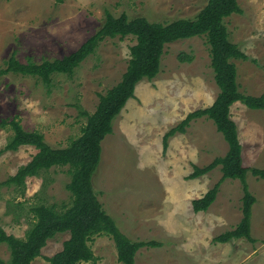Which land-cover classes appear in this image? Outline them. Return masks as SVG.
I'll list each match as a JSON object with an SVG mask.
<instances>
[{
    "label": "rangeland",
    "instance_id": "rangeland-1",
    "mask_svg": "<svg viewBox=\"0 0 264 264\" xmlns=\"http://www.w3.org/2000/svg\"><path fill=\"white\" fill-rule=\"evenodd\" d=\"M241 15L224 20L230 41L249 58L234 60L240 93L264 95V0H237ZM208 0H0V69L14 55L21 64L62 59L92 37L105 19L144 17L166 24L194 18ZM135 38L105 39L71 75H53L49 85L32 76H0V123L15 120L27 132H39L52 148H66L81 135L86 117L99 95L120 82ZM188 59V60H187ZM218 88L210 65L206 39L194 37L164 47L160 71L144 79L115 118L112 133L101 143L99 166L92 182L103 210L130 240L154 241L143 247L136 264H264V180L247 173L249 193L256 199L251 212L250 237L226 244L213 242L231 231L242 218L243 188L239 180H224L214 202L195 213L201 199L222 177L220 167L190 179L194 167L203 168L228 151L223 136L205 117L192 121L184 134L176 133L163 146L166 133L189 114L210 107ZM241 146L242 165L264 170V111L240 103L231 107ZM0 127V228L24 238L30 207L68 206V168H52L27 178L24 193L2 183L36 154L33 147L5 151L12 135ZM254 205V204H253ZM68 233L47 241L32 264H48L61 251ZM95 261L82 264H120L114 242L106 235L90 241ZM9 251L0 245V260Z\"/></svg>",
    "mask_w": 264,
    "mask_h": 264
},
{
    "label": "trees",
    "instance_id": "trees-1",
    "mask_svg": "<svg viewBox=\"0 0 264 264\" xmlns=\"http://www.w3.org/2000/svg\"><path fill=\"white\" fill-rule=\"evenodd\" d=\"M56 1L61 3L63 0ZM233 14H242L237 0H208L194 18L178 19L166 24L150 22L144 17L129 18L124 14L114 17L105 13V19L97 32L75 52L62 59L21 64L11 55L5 63L6 67L0 69V76L10 73L32 76L49 85L53 75H71L105 39L135 38V44L129 49L126 72L120 82L104 95H99V103L92 114L81 112V116L86 117L81 135L66 148L50 147L41 133L25 131L18 121L3 120L0 123V127L9 126L13 132L4 147L5 151H17L22 146L36 150L31 161L19 167L3 185L12 186L23 194L27 178L37 177L55 167H67L70 178L66 185L70 194L69 205L58 208L44 203L30 207L28 212L32 217L24 238L8 235L0 228V245H5L9 251V259L0 260V264H32L41 256L47 241L61 233H68L69 238L63 243L61 251L47 258L48 264L94 262L95 256L89 244L96 235H106L112 239L120 264H136L135 256L140 249L161 246V243L154 241H132L124 235L103 210L92 179L100 163L102 141L112 133L115 118L127 101L134 97L136 85L144 79L153 80L158 75L164 47L179 40L202 36L209 47L210 65L218 95L210 107L189 113L180 124L166 133L163 146L167 147V140L174 134H184L192 121L205 117L213 122L227 143L228 151L224 157L215 158L203 168L194 167L189 178L206 175L218 166L222 177L201 199L192 202V209L195 213L205 212L214 202L224 180H239L243 188L241 221L236 228L217 236L213 242L226 244L237 239L253 241L250 237V219L255 198L248 191L246 175L251 173L264 180V170L249 169L242 165L241 146L236 124L231 119V107L240 103L248 109L264 111V95L255 97L239 91L233 61H248L249 58L229 39L224 20Z\"/></svg>",
    "mask_w": 264,
    "mask_h": 264
},
{
    "label": "crops",
    "instance_id": "crops-1",
    "mask_svg": "<svg viewBox=\"0 0 264 264\" xmlns=\"http://www.w3.org/2000/svg\"><path fill=\"white\" fill-rule=\"evenodd\" d=\"M256 200V199H255ZM256 205V201H255V203H254V205L252 206V207H254ZM252 211H253V208H252Z\"/></svg>",
    "mask_w": 264,
    "mask_h": 264
}]
</instances>
